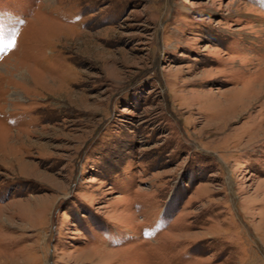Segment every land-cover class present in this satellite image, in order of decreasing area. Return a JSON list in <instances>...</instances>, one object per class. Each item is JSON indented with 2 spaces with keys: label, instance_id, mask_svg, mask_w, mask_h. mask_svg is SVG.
<instances>
[{
  "label": "rangeland",
  "instance_id": "obj_1",
  "mask_svg": "<svg viewBox=\"0 0 264 264\" xmlns=\"http://www.w3.org/2000/svg\"><path fill=\"white\" fill-rule=\"evenodd\" d=\"M13 33L0 264H264V111L215 127L264 76V0H0Z\"/></svg>",
  "mask_w": 264,
  "mask_h": 264
},
{
  "label": "bare ground",
  "instance_id": "obj_2",
  "mask_svg": "<svg viewBox=\"0 0 264 264\" xmlns=\"http://www.w3.org/2000/svg\"><path fill=\"white\" fill-rule=\"evenodd\" d=\"M241 84L240 81L237 80V85ZM233 95L232 93L236 94L239 93L242 100L240 102V106H237L238 110L233 113L230 117L224 116L227 111L231 110V106L234 105L233 101H229V99L225 98V94ZM219 94V93H218ZM213 95V94H211ZM208 95V96H211ZM218 101L223 102V108H226L224 111L223 109L221 111H217L215 113L216 118L219 119L218 122H216L215 127L218 129V131L226 132V128L234 121V119L240 118L244 115V113H248L251 109L255 108L256 106L262 107V110L264 111V76H257L256 78H253V80H250L249 85L245 86L242 85L240 87L235 88L234 90L223 92L220 94ZM229 95V96H230ZM237 95V94H236ZM236 99V98H235ZM234 99V100H235ZM237 105V104H236ZM201 110V108H199ZM223 111V112H222ZM233 110H231L232 112ZM230 112V111H229ZM257 117V116H256ZM252 118L249 123L252 122V128L255 130V135L251 139H260L259 135L263 134L262 137H264V119L257 122V119Z\"/></svg>",
  "mask_w": 264,
  "mask_h": 264
},
{
  "label": "snow or ice",
  "instance_id": "obj_3",
  "mask_svg": "<svg viewBox=\"0 0 264 264\" xmlns=\"http://www.w3.org/2000/svg\"><path fill=\"white\" fill-rule=\"evenodd\" d=\"M23 23V21H21ZM16 43V36L15 33L5 39L3 36H0V51L6 50L8 48H11L15 45Z\"/></svg>",
  "mask_w": 264,
  "mask_h": 264
}]
</instances>
